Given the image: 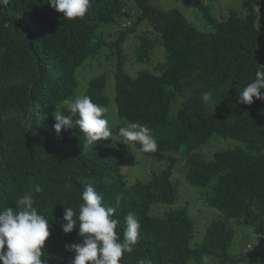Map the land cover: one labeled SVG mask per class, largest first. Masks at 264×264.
<instances>
[{
	"label": "trees",
	"instance_id": "obj_1",
	"mask_svg": "<svg viewBox=\"0 0 264 264\" xmlns=\"http://www.w3.org/2000/svg\"><path fill=\"white\" fill-rule=\"evenodd\" d=\"M130 1L92 0L85 16L76 19L64 18L47 0L0 5V209L14 207L16 200L31 193L34 206L50 222L42 260L71 264L74 253L65 246L80 243L81 237L78 227L71 233L62 231L64 207L78 214L81 193L91 184L103 194L104 205L116 210L121 238L124 217L129 212L139 217L138 242L120 264H138L142 258L151 264L200 263L205 256L219 264H242L229 252L235 231L223 219H237L264 241V101L238 103L239 93L264 66V31L257 26L254 7L264 0H242L222 18L203 0H183L199 11L206 30L179 10H164L151 0H132L131 13ZM123 21L130 26L122 29ZM112 23L118 26L116 36L107 39L104 27ZM142 23L150 26L153 38L140 36L137 62L149 63L157 45L163 49V62L153 71H136L132 78L124 70L122 48ZM102 48L115 57L112 115L127 124L147 125L158 148L146 154L168 161L166 169L146 182L126 183L120 165L127 146L106 139L85 147L84 134L75 124L59 134L53 128L55 113L67 114L63 101L74 100L78 91L104 108L109 105L104 74L89 79L83 88L76 79L77 69ZM205 92L212 93L214 110L202 100ZM173 107L176 113H170ZM212 136L238 140L244 149L220 150L211 161L192 154ZM182 150L189 154L184 162L186 181L208 187L206 203L222 214L210 221L193 248L187 207L159 216L149 213L154 203L176 201L175 160L170 154ZM37 185L40 193L34 191ZM249 248L244 259L264 264V254Z\"/></svg>",
	"mask_w": 264,
	"mask_h": 264
},
{
	"label": "clouds",
	"instance_id": "obj_2",
	"mask_svg": "<svg viewBox=\"0 0 264 264\" xmlns=\"http://www.w3.org/2000/svg\"><path fill=\"white\" fill-rule=\"evenodd\" d=\"M10 0H0V4L8 5ZM47 3L58 13H63L66 19L83 18L91 7L92 0H47ZM3 9H0L2 11ZM238 103L251 105L254 98L264 101V66H259L255 78L247 84L238 95ZM202 100L214 108L212 93L205 92ZM67 111L55 113L53 128L59 134L61 129L79 127L84 134V146L96 145L97 141L106 140L112 136L109 122L105 117L106 109L92 101L88 95L75 97L74 100H64ZM73 117H77L73 120ZM123 141L140 145V151L156 152L158 145L147 125L129 123L118 129ZM121 141V142H123ZM124 143V142H123ZM35 193L42 188L37 185ZM82 203L78 214L71 207H64L61 225L64 233H71L78 227L80 243L66 245L68 251L74 253L71 264H120L125 253H132L140 235V220L134 212L124 217L125 229L122 238L117 226L119 218H114L115 209L106 207L104 196L91 184L84 187L81 193ZM31 193L25 194L15 202L14 207L0 209V262L2 264H46L42 260L45 241L50 236V222L45 215L38 212L34 206ZM138 264H151L144 258Z\"/></svg>",
	"mask_w": 264,
	"mask_h": 264
},
{
	"label": "rangeland",
	"instance_id": "obj_3",
	"mask_svg": "<svg viewBox=\"0 0 264 264\" xmlns=\"http://www.w3.org/2000/svg\"><path fill=\"white\" fill-rule=\"evenodd\" d=\"M204 3L212 7L211 11L217 18L225 17L229 9L236 10L239 8L242 0H203ZM151 2L164 9H177L179 10L186 19L190 20L191 23L200 30H206V26L201 18L199 11L191 8L183 0H151ZM133 7V1L129 2V10L131 13H135ZM257 13V26L264 31V4L261 1L254 5ZM132 23V20H128ZM130 22L123 21L122 24L130 26ZM118 26L115 24H109L104 27L106 31L107 39L115 38ZM124 29V27H122ZM146 33L147 36L153 38L151 35L150 26L146 23H142L136 27V32L130 34L125 43L123 44L124 53V70L129 74L130 77L135 76V72L141 69H147L153 71L158 63L163 62V49L157 45L151 54V61L147 64H141L137 62L135 56V48L139 44V38L142 34ZM115 57L111 55L110 49L102 48L99 54L95 57L89 58L80 68L76 71V79L80 88L85 87L88 80L94 78L100 74H104L106 78V89L105 93L109 97L110 102L105 107V117L109 122V128L113 129V134L108 140L114 144H123L127 146L128 152L120 165V171L124 175L126 183L132 185L136 181L146 182L154 174H159L161 171L167 168L168 161H156L152 159L148 154L135 149L131 142L123 141L122 137L118 135V129L120 127H126L128 124L121 118L115 117V107L113 104V70H114ZM78 95L81 96L80 91ZM181 101V97L178 98ZM177 108L173 107L170 113H176ZM123 141V142H121ZM242 148L244 149L243 143L238 140L223 138L221 136L210 137L203 145L193 151V155L199 156L205 161L213 160V156L216 152L229 148ZM186 151H180L177 154H170L174 158L175 164L172 167V182L177 189V199L172 205L157 204L154 203L150 206L149 213L155 215H161L163 211L178 209L187 207L189 219L193 224V236L190 240L189 246H197L204 236L207 225L213 219L222 218V214L214 208H211L206 203V197L210 194L208 187H198L190 185L185 179V173L187 167L184 165L186 158ZM224 223L227 227L235 231L234 237L229 248V252L236 254L240 257L244 264H260L259 259L245 260L244 253L249 251L251 248L258 250L260 254H264V241L255 235L252 230L244 225L238 223L237 219L224 218ZM248 245V246H247ZM247 248V249H246ZM243 252V253H242ZM242 263V264H243ZM187 264H219L217 261L212 259L210 256H205L204 260L200 263L189 260Z\"/></svg>",
	"mask_w": 264,
	"mask_h": 264
},
{
	"label": "built area",
	"instance_id": "obj_4",
	"mask_svg": "<svg viewBox=\"0 0 264 264\" xmlns=\"http://www.w3.org/2000/svg\"><path fill=\"white\" fill-rule=\"evenodd\" d=\"M122 26L124 27V26H126L125 24H122Z\"/></svg>",
	"mask_w": 264,
	"mask_h": 264
},
{
	"label": "water",
	"instance_id": "obj_5",
	"mask_svg": "<svg viewBox=\"0 0 264 264\" xmlns=\"http://www.w3.org/2000/svg\"><path fill=\"white\" fill-rule=\"evenodd\" d=\"M1 5V4H0Z\"/></svg>",
	"mask_w": 264,
	"mask_h": 264
}]
</instances>
